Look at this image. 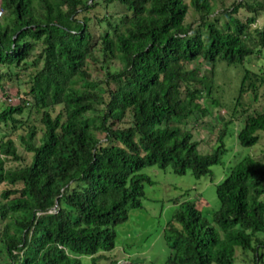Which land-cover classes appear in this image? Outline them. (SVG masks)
<instances>
[{
    "label": "trees",
    "instance_id": "16d2710c",
    "mask_svg": "<svg viewBox=\"0 0 264 264\" xmlns=\"http://www.w3.org/2000/svg\"><path fill=\"white\" fill-rule=\"evenodd\" d=\"M228 1H0V91L19 82L30 98L0 103V264L109 259L115 225L153 182L146 165L209 174L240 116L239 143L258 141L264 0ZM229 68L240 77L224 104L216 76ZM222 106L231 118L201 153L182 125ZM215 191L218 228L179 203L163 229L170 252L150 264H264L262 158L236 161Z\"/></svg>",
    "mask_w": 264,
    "mask_h": 264
},
{
    "label": "rangeland",
    "instance_id": "374dc122",
    "mask_svg": "<svg viewBox=\"0 0 264 264\" xmlns=\"http://www.w3.org/2000/svg\"><path fill=\"white\" fill-rule=\"evenodd\" d=\"M230 3L232 0L227 2L228 5ZM254 59L257 60V64H263L264 51ZM254 61L250 63L245 61L244 64L252 69H257ZM103 70V68L94 70L93 79L101 77ZM27 76V72H25L23 76L25 80H27ZM239 77L238 69L235 68H229L217 74L216 84L223 97L221 102L224 104H229L228 98L238 85ZM25 89L26 86L19 82L7 84L4 87V92L0 91V103L9 102L16 105L26 97L23 94ZM26 98L30 101L29 97ZM262 104L264 105V100ZM237 115H240V108H238ZM194 116L197 118L196 122L184 123L182 127L192 133V140L198 143L201 153L212 152L218 143L217 135L220 129L224 128L222 122L230 119L231 115L228 113L227 107L222 106L220 109L213 110L211 114L202 116L200 112H197ZM232 121L227 125L225 131L226 151L221 156V163L212 165L209 174L196 178L190 171L185 174H177L173 172L171 166L162 169L158 165H146L142 169V172L148 174L153 181L151 184L144 185L145 198L142 200V206L130 210L127 219L115 225V247L110 251L101 252L109 259H101L98 264H150L164 261L170 248L164 239L163 229L177 205L183 201H194L202 215L218 228V224L212 220V212L219 205L215 191L216 184L229 173L230 167L236 161L246 155L261 157L264 161V131L258 132L259 139L253 146H244L239 143L237 138L243 118L240 116ZM129 124L130 118L127 117L123 125ZM16 142L18 152L24 154L17 139ZM25 156L29 158L28 155ZM236 256L242 259L240 251H237ZM82 260L88 262L90 258L83 257Z\"/></svg>",
    "mask_w": 264,
    "mask_h": 264
}]
</instances>
